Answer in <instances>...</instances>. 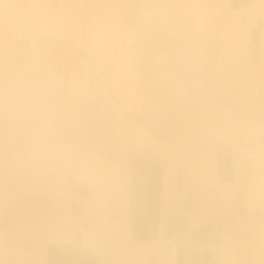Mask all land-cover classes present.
Listing matches in <instances>:
<instances>
[{"label": "bare ground", "instance_id": "bare-ground-1", "mask_svg": "<svg viewBox=\"0 0 264 264\" xmlns=\"http://www.w3.org/2000/svg\"><path fill=\"white\" fill-rule=\"evenodd\" d=\"M83 54L104 69L101 84ZM60 59L74 75L80 69L82 80L71 78L66 88L64 73L53 68ZM196 69L204 71L202 79ZM164 82L170 94L160 98L168 104L161 111L174 121L186 118L194 132L221 127L227 139L241 135L244 116L263 112L257 101L264 98V0H0V264H53L56 244L70 232L74 162L97 174L93 185L101 189L97 180L124 176L120 156L108 159L92 146H108L114 133L119 148L125 107L135 109L136 96L147 100L150 85ZM92 97H100L99 106ZM159 147L176 159L167 143L159 140ZM224 149L233 159L253 161L251 223L264 229V130ZM208 171L188 170L199 179ZM231 177L220 185L224 218L234 211ZM187 215L194 226L195 213ZM255 251L257 264H264V237Z\"/></svg>", "mask_w": 264, "mask_h": 264}, {"label": "crops", "instance_id": "crops-1", "mask_svg": "<svg viewBox=\"0 0 264 264\" xmlns=\"http://www.w3.org/2000/svg\"><path fill=\"white\" fill-rule=\"evenodd\" d=\"M53 68L58 75L64 73L66 88L71 78L75 82L82 80L80 69L74 75L69 61L56 60ZM201 70L196 69L195 75ZM201 75L204 77V71ZM95 81L90 79L93 91ZM156 85H150L152 92L147 100L136 96L135 109L125 107L119 120V148L111 139L117 136L114 133L106 137L108 146L100 142L92 146L105 157L106 153L120 156L124 176L97 180L104 182L101 189L93 185L94 178L100 177L87 175L80 159L74 162L70 232L56 244L53 264H257L255 248L264 237V229L251 223L248 170L254 168L253 161L248 157L233 159L230 147H239L241 141L222 137L221 127L215 131L197 128L194 132L184 125L186 118L176 122L163 113V101L158 91H153ZM143 87L141 84L142 91ZM91 102L99 106L100 97H92ZM206 118L210 121L211 113ZM209 133L214 137L207 143ZM182 137L185 139L181 143ZM187 138L193 139L189 141L191 147L184 144ZM78 140L80 136L77 143ZM159 140L167 143L176 159L159 152ZM223 146L230 150L222 151ZM208 147L210 156L205 157ZM185 154L188 159L183 157ZM179 157L183 158L178 160ZM199 165L208 166L211 176L209 173V177L199 179L195 172H188ZM229 177L234 211L224 218L220 185ZM109 182L118 186L109 187ZM188 209L196 215L197 222L192 227L184 214ZM254 212L263 217L259 207ZM175 215L180 225L176 229Z\"/></svg>", "mask_w": 264, "mask_h": 264}, {"label": "rangeland", "instance_id": "rangeland-1", "mask_svg": "<svg viewBox=\"0 0 264 264\" xmlns=\"http://www.w3.org/2000/svg\"><path fill=\"white\" fill-rule=\"evenodd\" d=\"M261 26H262V24H260L259 28L255 29V31H254V38H255L256 41L258 40V34H259V30H260ZM255 32H256V34H255ZM26 39L28 40V35H26ZM83 55H84V58L89 59L90 61H92V65H93L94 70L99 72V76H100L99 82L101 84L102 81H103V77L106 75L104 69L101 66H98L97 61L94 60V59H91L89 55H87V54H83ZM198 78L199 79L202 78L201 72L198 73ZM205 84L207 86H209L210 82H205ZM168 88L169 87H167L166 82H164L163 85H156L153 88V91L157 90L159 97L161 99L162 98L165 99V98L169 97V94H170V90ZM112 95H114L113 92H112ZM166 103L167 102H163V104H165L167 106L168 104H166ZM257 103L258 104L263 103V112H262V114H256L254 118H253L252 115L250 116L249 114L244 116V118H243L244 119V124L240 125V127H241V130H243L245 128L246 129L244 130V132L241 135L237 136L238 141L242 142V143L239 142V144L246 143L249 140V138L252 137L254 135V133L257 132L258 130H264V98L260 99V101L258 100ZM169 105H171V104H169ZM230 105L231 104H228V106H230ZM232 110H233L234 113H236V112H238L239 108H238V106H234V107H232ZM237 138H235V139H237ZM231 143L233 144L234 142L232 141ZM231 143L229 142L228 144L230 145ZM251 144H254V143L251 142ZM251 144H250V146L252 148L254 145H251ZM73 154H75V153L73 152ZM106 157L108 159H111V158H113V155L106 153ZM185 206H187V205H185ZM175 210H178L177 206L175 207ZM189 210L190 209L185 210V211L183 210V211L185 212L184 214L188 218V225L192 227V225H191L192 222H191V220L189 222V217L187 215V212ZM190 211H192V210H190ZM174 222H176V226H175V229H176L177 227L180 226L179 224H177L178 218L176 217V215H175V221Z\"/></svg>", "mask_w": 264, "mask_h": 264}]
</instances>
